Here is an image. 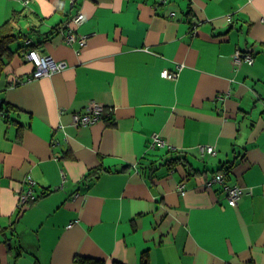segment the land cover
Listing matches in <instances>:
<instances>
[{"label":"crops","instance_id":"0c3cea01","mask_svg":"<svg viewBox=\"0 0 264 264\" xmlns=\"http://www.w3.org/2000/svg\"><path fill=\"white\" fill-rule=\"evenodd\" d=\"M8 20L68 67L35 78L23 39L5 60L0 264H264V0H0ZM92 101L110 116L74 124Z\"/></svg>","mask_w":264,"mask_h":264},{"label":"built area","instance_id":"2783aa9c","mask_svg":"<svg viewBox=\"0 0 264 264\" xmlns=\"http://www.w3.org/2000/svg\"><path fill=\"white\" fill-rule=\"evenodd\" d=\"M24 4L28 3L29 0H23ZM165 0H160V2H164ZM72 3L75 2V0H71ZM86 19V15L81 11L78 10L76 14H74L71 18V20L66 24L67 33H66V40L69 43H73L75 41H79L81 46L86 45L87 43V37H81L78 39L76 33L74 32V26L81 25L84 20ZM196 25H191V31L193 33L196 32ZM33 42L30 38H27L25 40V45H27L29 48L25 51V57L28 60H31L32 63L35 66V70L33 73V76L35 78H39L42 76L50 75L52 73L62 71L68 67V63L65 60H56L51 54H45L41 53L37 47H34ZM255 62V55L251 52H244L240 49H237L233 54V64L235 68H239L243 63L253 64ZM183 65H178L176 70H168L165 71V76L169 78H177L179 75L180 70L182 69ZM14 82H20L19 79L14 80ZM1 102V101H0ZM1 104V103H0ZM110 116L105 111V106L99 102L92 101L89 103V105L86 107L85 111L83 112H74L73 113V123L77 126L82 125H92L96 123L97 121H100L102 119H106V117ZM153 141L152 146H158V145H164V141L160 137L158 133H153L152 135ZM199 152L201 156H205L207 154H215L216 148L213 145L209 144H200L198 145ZM65 177V174H64ZM26 182L28 183V189L24 191L20 195L19 199V207H23L26 204L29 203V201H32L36 199V180L29 175L26 179ZM213 183H221L224 185L225 190L227 192V200L228 203L232 206H237L240 198L242 197L244 193V189L240 185H227L225 180L224 173H216L214 177H212L211 180L208 181L207 185L210 186ZM185 183H182L180 185V191L181 193L185 192Z\"/></svg>","mask_w":264,"mask_h":264},{"label":"trees","instance_id":"16d2710c","mask_svg":"<svg viewBox=\"0 0 264 264\" xmlns=\"http://www.w3.org/2000/svg\"><path fill=\"white\" fill-rule=\"evenodd\" d=\"M77 0H75L74 3H72V5H75ZM28 37L26 36V34L24 35L21 32H16L13 30L12 27V23L10 20L6 21L4 24H2L0 26V77L2 76L4 70H5V66H6V58H9V56L11 55V45L13 43H15L16 41L23 39L24 40V44H25V40ZM26 47H28L27 45H25ZM4 103L0 104V110H4ZM7 111V110H6ZM7 115V114H6ZM97 170H92L88 173V175H95ZM35 191H36V186H35ZM37 195V193H36ZM38 198V195L36 197V199ZM36 199L29 201V204H32L33 201H35ZM24 207V206H23ZM75 261L81 264H102V261L100 260H95L94 263H92V260L90 258H85V257H81V256H76L75 257ZM117 264H121V263H117Z\"/></svg>","mask_w":264,"mask_h":264},{"label":"rangeland","instance_id":"374dc122","mask_svg":"<svg viewBox=\"0 0 264 264\" xmlns=\"http://www.w3.org/2000/svg\"><path fill=\"white\" fill-rule=\"evenodd\" d=\"M18 43H19V42H15V44H14V45H15V46H18V45H17Z\"/></svg>","mask_w":264,"mask_h":264}]
</instances>
